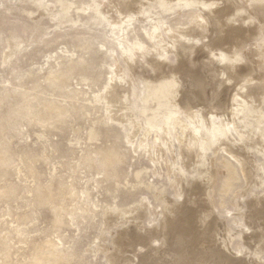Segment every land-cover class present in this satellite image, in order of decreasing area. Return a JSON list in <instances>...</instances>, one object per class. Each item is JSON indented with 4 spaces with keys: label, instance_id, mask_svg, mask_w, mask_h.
Segmentation results:
<instances>
[{
    "label": "rangeland",
    "instance_id": "374dc122",
    "mask_svg": "<svg viewBox=\"0 0 264 264\" xmlns=\"http://www.w3.org/2000/svg\"><path fill=\"white\" fill-rule=\"evenodd\" d=\"M202 1L215 2L211 12L194 0L168 12L145 0L115 38L127 15L118 0H0V264H108L116 245L118 264H264V97L260 120H245L255 135L227 119L226 136L203 138L202 150L189 136L183 146L190 114L179 106L204 105L201 116L217 122L238 114L228 106L239 87H262L264 0ZM185 32L201 39L191 48ZM13 41L20 47L6 58ZM220 50L238 76L231 84L211 56ZM113 79L132 106L101 98ZM154 103L179 112L163 123L170 140L145 130L153 110H141ZM140 205V218L105 226L108 209Z\"/></svg>",
    "mask_w": 264,
    "mask_h": 264
},
{
    "label": "bare ground",
    "instance_id": "6f19581e",
    "mask_svg": "<svg viewBox=\"0 0 264 264\" xmlns=\"http://www.w3.org/2000/svg\"><path fill=\"white\" fill-rule=\"evenodd\" d=\"M118 1L126 6V12L124 13V15H126V14L127 15L124 16V20L122 22L123 25H122L121 29L119 31H117V32H112V36H115V38L116 37L120 38V35L123 33V31H125V29L127 27H129V25H130L129 23L131 21H133L136 17L140 18L139 16H136V17L135 16H131V14L128 13V12L130 10L137 11L138 8L142 6V3H144L145 0H143L142 3H139L137 5L136 4L131 5L132 4V0H118ZM179 1L180 0H164V2H162V0H159V7L161 9H163L164 12H168V11L172 10L176 6H183V5H181V3H179ZM127 3H129V4H127ZM191 3H197L198 5H200V9L201 10L202 9L203 10L207 9L210 12H211V8L214 7V4H215L214 1H208V2L206 1L205 2V1H202V0H194V2H191ZM252 3H253V1L249 0V4L248 5L249 6L252 5ZM256 5H259V4H256ZM53 6H54V4H52V7ZM258 8H260V7L258 6L257 9ZM117 14H118V12H117ZM198 21L200 23V28H203L206 31H208L207 30L208 29L207 27H208V24H209L208 17H201ZM218 25L222 29V26H221V24L219 22H218ZM155 27H157V26L155 25ZM155 29L156 28H154V30ZM191 35H194V34H191ZM204 36H205V34L203 35V37ZM179 39L182 40V41H186L189 44L191 43V48H192V46L195 44V41L198 40V39H201V38H199V37L192 38V36H190L189 34H187L185 32V33H182L179 36ZM136 45H138V43H136ZM19 47H20V43L19 42H17V41L10 42L9 46L7 47L6 51L4 52V57L8 58L10 56H14L16 51L19 49ZM211 51H212V48H211ZM211 56H212L214 62L216 61L222 67V73L220 74V76L223 78V80L221 82L223 84L224 83H229V84L233 83L238 77L236 74H234L232 72V70H234L233 67H229V64L233 63V62L232 61L229 62L228 58L226 57L224 52L221 51V50L219 51L218 54L211 53ZM121 57H122V54H121ZM6 61H7V59H6ZM235 61H237V60H235ZM169 78H170L169 79L170 81L169 80L168 81H164V83H163V86L166 89L168 87H170L171 84L174 81L173 76H169ZM246 79H248V78H244L243 81L246 80ZM117 81H118V79H115V80L113 79L111 81L110 85L108 87H106V89L104 90V94H103V96L101 98L104 99L106 103L112 104V105H115V106H120V107L132 106V103H130L129 100H127V99H126V101L124 100V97L126 98V96H125V92L126 91L124 92L123 90L126 89V86L125 87L119 86ZM243 81H242V84L244 83ZM145 82H143V83L141 82V84L143 85V89H141V92L144 95L145 94L147 95V92L149 90V85L146 84L147 82L146 83ZM223 84H221V85H223ZM242 84H240V85H242ZM262 84H263L262 85L263 88L261 87V85L259 86L257 84H252V83H250L248 85H243L242 87H239V91L240 92L238 91L237 95L236 96L234 95L235 97L232 99L231 105L230 106L227 105L228 107H231V110L238 111V114L236 116H231V117L225 116L223 114L222 116H218V121L217 122H216V120H213V116L214 115L212 113L208 112V113H205L204 116H201L202 112H206L205 109L203 108L204 105L202 107L198 108V107L194 106L195 104H193L194 108H192L190 106L191 108L188 109V108L182 106V104L180 103L179 104V106L181 107L180 110L182 112H184L186 115L190 114V115H187L189 120H188V123L184 124V126L182 128V135L180 136L182 144H184L183 146L188 144L189 140H188L187 136H189V138L191 140H193L194 142H198L199 144L201 143L200 146H199L201 150H202V147L205 146V144H203V141H202L203 138L209 139V142L212 143L211 138H213V137L216 138L217 136L218 137L226 136L228 129H227L226 123H224V122L227 119L231 120L230 122H232L233 124H236L235 126H241L242 128L246 127L245 132L248 135H251V136L255 135L254 131L251 130L250 127L252 126V121H251L252 119L255 120L256 122H258L260 120V116H259L260 112L255 107L260 106L259 104H261V100H262L261 98L264 97V83H262ZM204 85L202 84V86H204ZM128 86H130V85H128ZM129 88H131V87H129ZM193 88H195V87H193ZM181 89H182V87H181ZM195 89L198 90L197 87ZM260 89H262V90H260ZM260 91H261V93H260ZM195 92L197 93V91H195ZM165 93H166V91L162 90L157 95L155 93H153V94H149V96H150V98H154V99L158 98V99H160V98H162L164 96ZM195 95H197V94H195ZM258 96H259V98H258ZM196 97L198 98L199 96L197 95ZM101 98H100V96H96L95 99H94V102H100ZM249 98H252V100L254 102L253 106H248ZM192 100H194V99H192ZM222 100L223 99H220L219 101H222ZM143 101H144V99H142V102ZM194 101H196V100H194ZM194 101H192V102H194ZM203 101H205V100H203ZM203 101H201V102H203ZM192 102L190 101L189 104H192ZM223 102H224V100H223ZM220 103L219 104L222 106V102H220ZM160 106H162V103H154V104H152L149 107H146L145 105H143L142 110H141L142 113L146 112L147 110H153L151 112V115H153V117H151L148 121L146 119L147 122L145 121V123H144L145 130H146L147 133H149L151 131H155L156 133L164 131L162 133H164V135H166L169 138V140H170L171 137H172L171 131L169 130V128L167 129L168 130L167 131L166 128L163 126V123L166 122V121H168V123H169V121L177 123L178 120H179V112L177 113V111L175 109L172 112H164V111H162V110H164L163 108L159 109ZM218 107H219V105H218ZM253 108H255V109H253ZM156 110L160 111L162 114L157 113ZM197 113H199V115ZM191 115H193V116H191ZM132 116L133 115L131 113H129L127 116L122 117L124 120L117 119L119 121L118 123H122L125 120L126 121H131ZM202 117H205V121H206V124H207L206 128H203L202 125H200V123H199ZM247 118H251V120L245 121ZM113 119H115V117H113ZM194 120H196V121H194ZM123 124L124 123H122L121 125H123ZM131 124H133V128L135 130H137V128H141L143 126L142 122L140 123V121H139V123H136V124L134 122H131ZM257 133L258 134L256 135L257 136L256 139L259 142V145L264 144V135L260 134L261 130H259ZM93 134H94V132L92 131V133L90 134V137H92ZM128 138H130V136ZM169 140H167L166 143H168ZM216 144H217V142H216ZM219 144H220V142L218 143V145ZM258 148H259V146H258ZM236 150L244 151V153L249 156V153L246 150H244L241 145H238L237 148L235 149V151ZM236 154H238V153H236ZM237 156H238V158H242V160H246L247 161V159L243 158L241 155H237ZM257 168H258V170L260 172L261 182L264 184V171H263L264 167L262 168L260 165H258ZM160 195L161 194H159V196ZM180 197H182V194H181ZM157 200H160V197H158ZM145 211H146V208L144 206H141V205L138 208L132 207V208L125 209V210L122 209V208H120V209H118V208H110L105 213V217H104L105 226H108L112 222H115V221L117 222L120 217H123V219L126 220V221L131 220V219H135V218H140L141 215L145 213ZM165 215H166V213H165ZM247 226H249V225L247 224ZM160 229H157V230L161 231V233H162V228H160ZM114 245H116V244H114ZM114 252H116V253L113 254V255H110L109 253L107 254L106 261H107L108 264H118L119 263L118 261L120 259V256L118 254L121 252L120 247L116 245Z\"/></svg>",
    "mask_w": 264,
    "mask_h": 264
}]
</instances>
